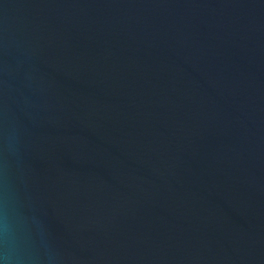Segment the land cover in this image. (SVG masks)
I'll list each match as a JSON object with an SVG mask.
<instances>
[{"label": "water", "instance_id": "water-1", "mask_svg": "<svg viewBox=\"0 0 264 264\" xmlns=\"http://www.w3.org/2000/svg\"><path fill=\"white\" fill-rule=\"evenodd\" d=\"M4 133L55 264H264V0H0Z\"/></svg>", "mask_w": 264, "mask_h": 264}, {"label": "clouds", "instance_id": "clouds-1", "mask_svg": "<svg viewBox=\"0 0 264 264\" xmlns=\"http://www.w3.org/2000/svg\"><path fill=\"white\" fill-rule=\"evenodd\" d=\"M10 133L0 136V150L11 151ZM56 253L36 215H25L16 193L0 179V264H55Z\"/></svg>", "mask_w": 264, "mask_h": 264}]
</instances>
